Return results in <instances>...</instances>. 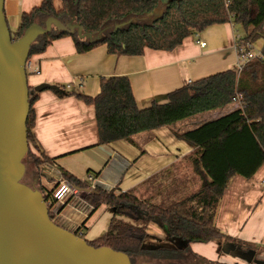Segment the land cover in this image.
I'll return each instance as SVG.
<instances>
[{
  "label": "trees",
  "instance_id": "trees-1",
  "mask_svg": "<svg viewBox=\"0 0 264 264\" xmlns=\"http://www.w3.org/2000/svg\"><path fill=\"white\" fill-rule=\"evenodd\" d=\"M51 19L63 25L74 23L82 36L51 23L50 29L38 34L31 43L28 60L63 37L72 38L77 53L103 44L107 53L116 56H138L146 49L171 51L193 33L224 23L241 26L243 33L236 40L240 46L263 39L260 56L246 60L240 69H225L186 81L168 92L164 103L152 102L139 108L127 76L101 77L94 96L67 89L63 84H55L58 89L51 90L60 98L74 95L93 106L98 134L95 145L118 140L133 144L131 136L135 133L239 100V107L233 111L175 133L193 147L183 159L192 169L191 177H180L176 163L126 191L117 187L92 188L88 178H78L55 165L56 158L43 152L32 131L38 92L30 85L26 122L28 152L32 147L39 153L34 156L36 167L53 166L62 181L87 191L82 199L91 206L89 214L101 205L112 210L107 229L87 241L89 244L124 252L132 264L138 257L177 259L182 251L176 246H144L149 238L148 225L155 224L182 248L213 240H229V245L240 250L241 246L252 245L222 232L215 225V216L229 180L236 174L249 179L264 163V0H61L58 9L54 0H42L30 12L21 14L16 31L10 30L11 37L17 39L33 26L43 29ZM116 24H120L117 29ZM39 190L53 220V190L43 186ZM75 234L83 238L78 232Z\"/></svg>",
  "mask_w": 264,
  "mask_h": 264
},
{
  "label": "crops",
  "instance_id": "crops-1",
  "mask_svg": "<svg viewBox=\"0 0 264 264\" xmlns=\"http://www.w3.org/2000/svg\"><path fill=\"white\" fill-rule=\"evenodd\" d=\"M41 1L4 0L9 29L15 32L21 14L30 12ZM54 5L60 8L61 0H54ZM235 35L242 34L235 30L233 23L212 25L200 31L196 38L188 36L171 51L146 49L138 56L109 54L103 44L77 53L72 38L63 37L52 41L42 53L29 58L27 80L30 86L40 83L63 84L67 89L94 96L101 77L127 76L136 105L143 108L152 102H166L167 93L186 81L235 69L233 66H237L238 61ZM198 38L205 42L204 46L199 45ZM239 105V100H235L217 109L135 133L131 136L133 144L118 140L95 145L98 134L93 106L74 95L60 98L51 90H43L38 92L33 106L32 131L43 152L48 157L56 158L55 165L81 179L93 176L99 187H117L126 191L171 164L177 163L178 169L187 164L183 159L193 151V147L177 138L175 133L216 119ZM43 166L49 169L52 178L55 177L49 185L56 192L58 186L62 185L59 171L48 164ZM83 207L75 200L58 206L56 212H59L53 220L69 231L78 232L87 241L94 240L100 235L93 238L86 235L91 232L93 214L101 206L87 215L80 212ZM215 225L229 236L254 245L264 257V163L249 179L236 174L229 180L218 204ZM154 226L148 225V233ZM157 244L151 245L154 247ZM189 245L194 252L216 257L221 244L213 240Z\"/></svg>",
  "mask_w": 264,
  "mask_h": 264
},
{
  "label": "water",
  "instance_id": "water-1",
  "mask_svg": "<svg viewBox=\"0 0 264 264\" xmlns=\"http://www.w3.org/2000/svg\"><path fill=\"white\" fill-rule=\"evenodd\" d=\"M3 5L4 0H0V264H132L126 253L95 247L56 224L49 217L42 192L21 181L25 173L23 158L28 151L26 70L31 43L38 34L48 31L51 23L70 34L76 31L82 36V31L72 22L63 25L51 19L45 28L33 26L13 39ZM33 89L57 90L58 86L40 83ZM40 174L52 179L44 171ZM254 262L264 264L262 259Z\"/></svg>",
  "mask_w": 264,
  "mask_h": 264
},
{
  "label": "rangeland",
  "instance_id": "rangeland-1",
  "mask_svg": "<svg viewBox=\"0 0 264 264\" xmlns=\"http://www.w3.org/2000/svg\"><path fill=\"white\" fill-rule=\"evenodd\" d=\"M162 7H159V9L157 10L158 13H160ZM235 30H237V32L239 34L243 33V30L241 28L240 25H235ZM199 36V32H196ZM195 38L198 37L195 35V33L192 34ZM261 39H257L254 44H253V51L255 52H260V48H261ZM234 68H236V64L233 66ZM29 70H27L28 72ZM29 74V72H28ZM30 152H33V157H32V153L28 152L25 154L24 158H23V163L25 165V173L22 177V182L32 188H36L39 189L40 186H43L46 189H50V187L52 185L50 184V181L45 179L44 177L41 176V172L44 171L47 174H51L49 173V169L45 168L43 165L40 167V169L38 167H36L35 162H34V156H38L39 153L31 147ZM179 172V175L182 174V176L184 177H191L193 176V172L191 170V168L188 166V164H184L181 169L177 168V173ZM60 175V174H59ZM58 175V176H59ZM181 176V175H180ZM41 177V178H40ZM195 179H197L196 177H194ZM53 180H55V177L53 178ZM36 182V183H35ZM197 187V184L193 187V189H195ZM52 190V189H51ZM65 188L63 187V184L58 186L57 191L54 192V195L59 194V192L64 191ZM144 190V189H143ZM142 192V191H141ZM83 191L80 192L81 197L84 196ZM65 198H67V200L65 201L66 203H70L72 200H75L73 198L69 197V193H67V195L65 196ZM72 199V200H71ZM77 203H79L80 205H84V203L81 200H75ZM58 208V207H57ZM54 211H53V210ZM51 210L53 211L54 214L58 213L56 212V207L51 208ZM112 214V210L106 206V205H101V207L93 214V218H92V223H91V232L89 235H86L87 237H97L99 235H101L107 228L108 226V222L109 219L111 217ZM152 225V224H150ZM154 229L148 233L149 234V238L148 240L144 242V246L146 247H152L151 244H157L158 245H162V246H170L172 247V245L170 243H168L169 239L167 238V235L165 233V230L162 228H159L158 226H154ZM94 234H96V236H92ZM92 238H88V239H92ZM91 241V240H90ZM167 242V243H166ZM229 240L225 241L223 240L222 242L219 241L220 245V249L221 251L228 248L229 244H228ZM151 243V244H149ZM243 251H252L259 254V256L261 255L260 251L254 246V245H244L241 246ZM193 251V249L191 248V245L185 247V249L183 250V252L185 251ZM190 251V252H191ZM231 259V258H229ZM140 262H150L152 264H169V261H165V260H159V259H152V258H135L134 264L140 263ZM171 264V263H170Z\"/></svg>",
  "mask_w": 264,
  "mask_h": 264
},
{
  "label": "flooded vegetation",
  "instance_id": "flooded-vegetation-1",
  "mask_svg": "<svg viewBox=\"0 0 264 264\" xmlns=\"http://www.w3.org/2000/svg\"><path fill=\"white\" fill-rule=\"evenodd\" d=\"M168 243H170L173 247L176 246L178 250L182 251L181 255L177 259H165V261H169L171 264H256L254 262L255 259L264 260V257L261 255L259 256L256 251H242L231 245L222 251L219 248V252L216 257H209L191 250V252H183L185 247L182 248L177 246L175 241L169 240Z\"/></svg>",
  "mask_w": 264,
  "mask_h": 264
},
{
  "label": "built area",
  "instance_id": "built-area-1",
  "mask_svg": "<svg viewBox=\"0 0 264 264\" xmlns=\"http://www.w3.org/2000/svg\"><path fill=\"white\" fill-rule=\"evenodd\" d=\"M196 36H198L197 34H195ZM239 38V35H235V49H236V52H237V58H238V61H237V68L236 69H240L242 64L248 60V59H251L253 57H258L260 56V52H255L253 51V43H249L247 45H243V46H240L237 44L236 40ZM197 42L199 43L200 46H204L205 45V42L200 40V38L197 39ZM248 49V51L245 52L246 49ZM60 174V173H59ZM88 180L90 181V186L93 188L95 186H98L97 185V182H96V179L93 177V176H89L88 177ZM59 182H61L63 184V187L65 188L64 191H61L59 192V194L57 195H54L56 197V202L55 204L52 206L53 207H60L61 205H66L68 203H66L65 201L67 200V198H65V196L67 195V193H69V197L70 198H73L75 200H81L83 203H84V207L83 209H81V213H83L84 215H87L90 210H91V206L89 204H87L81 197L80 195V190L75 188V187H72L70 186L68 183L64 182L61 180V177L59 178ZM104 186V185H103ZM103 188V187H102ZM105 189H107L105 186H104ZM87 192V191H85ZM53 210V209H52ZM54 211V210H53Z\"/></svg>",
  "mask_w": 264,
  "mask_h": 264
}]
</instances>
